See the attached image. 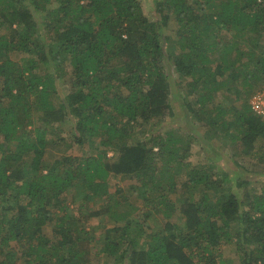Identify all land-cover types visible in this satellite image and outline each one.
<instances>
[{
    "label": "trees",
    "instance_id": "16d2710c",
    "mask_svg": "<svg viewBox=\"0 0 264 264\" xmlns=\"http://www.w3.org/2000/svg\"><path fill=\"white\" fill-rule=\"evenodd\" d=\"M150 3L147 16L141 0H0V264H223L231 245L233 262L264 264V119L247 99L264 86V0ZM178 98L184 141L165 119ZM200 138L252 168L234 160L230 175L212 149L204 168L183 163ZM128 197L163 225L127 216Z\"/></svg>",
    "mask_w": 264,
    "mask_h": 264
},
{
    "label": "rangeland",
    "instance_id": "374dc122",
    "mask_svg": "<svg viewBox=\"0 0 264 264\" xmlns=\"http://www.w3.org/2000/svg\"><path fill=\"white\" fill-rule=\"evenodd\" d=\"M141 6H142V11L145 15H151L152 14V7H151V3L150 0H141ZM248 50V49H244L243 51ZM21 56L18 54H15L13 56V59L16 61H20L22 62V60H20ZM243 61V63H247L246 61V56L243 55V57L241 58L240 62ZM249 64L251 63L250 61L248 62ZM248 64V65H249ZM65 83L66 85H62L61 88V92L62 94H66L67 92L70 91L69 88V78L65 79ZM260 89L258 91H254L253 93H251L249 95V97L247 99H250L254 94L256 93H260V95H264V86L263 84L260 83ZM179 89H181V87H179ZM223 95H227L225 88L222 89ZM184 93L181 91L180 96H183ZM231 95V93H230ZM233 97V95H231ZM229 97V96H228ZM220 97H218L217 94L214 95V99H218ZM221 99V98H220ZM248 105H249V101H248ZM171 106L173 109V117L169 118L167 116H165V119L167 118L168 120V124L166 125L167 127H169V129L171 131L174 132H178V129H180L182 131V136L184 137L183 141L185 140V135L187 133L190 132L191 126L189 124V121L184 119L183 115L184 112L182 110V102L181 99H172L171 101ZM250 107V106H249ZM185 131V133H184ZM201 131V130H200ZM192 134H194L195 136L201 137L199 131L196 132H192ZM154 135H157L154 134ZM201 139L199 141H194L191 140V144H190V149L189 152L186 154L185 160L183 163H187L192 167H201L204 168L207 164V160H208V154L209 151L211 150V153H215L216 154V164L217 167L220 169H225L227 170L230 175L232 174L231 171L236 169V166L233 164V161L236 160L242 167H244V169L246 170H250L253 166V162L254 160H252L249 156V154H245V151L240 148L237 153L236 156L233 155L234 151L231 150V148L229 146H225V142L224 140H219V139H214L211 142V145H204L201 143ZM204 142V140H203ZM205 143V142H204ZM94 153V150L91 149L89 147V145H85L83 146V148H81L80 150H77L76 147H72L71 150L69 151L70 154H75L78 156H86L89 153ZM214 154V155H215ZM57 155H54V157H56ZM107 157L110 158V161L112 162L114 160V158L112 157V154H107ZM212 162V161H211ZM213 163H215L213 161ZM218 168L213 169V171H217L219 170ZM175 173V181H176V192L180 193L181 192V184L186 180V174L184 172V170L180 169V168H176V170H174ZM245 176H247V179L252 180V185H254V180H256L258 177L256 175H253L251 173H247L244 174ZM264 180V179H263ZM262 182V181H260ZM108 184L111 188H114L115 186H123V180L121 179V177L116 176V177H110L108 180ZM264 183L262 182V185ZM129 198V197H128ZM172 198H174V196H172ZM128 204L129 206H126V212L128 213L127 216H141L140 217V224L143 225H149L150 228H155L156 227H161L165 221L164 217L161 214H151L150 217L149 216H145V215H141L140 213H143L144 210L142 209V203L139 200H134L133 197H130ZM70 209L73 211V213H75V209H76V204L74 203V205H70L69 206ZM90 226L87 228V230H89V235L92 239V241L90 242L91 247L93 245H95V248H92L91 253H96L99 252V250L102 247V242H103V226H98L97 222L95 220H92L91 223L89 224ZM112 225V224H110ZM44 233L46 235H50V227H46L44 228ZM134 235V232L131 234ZM141 240V239H140ZM15 256L18 254H14ZM19 256V255H18ZM17 256V257H18ZM100 257V261L96 262L94 264H119L117 263L118 261V254H116L115 256H111V257H107V256H99ZM237 254L235 252V247L233 245H231L230 247H222L221 249V259L224 261L223 264H237V262H233L234 260H236ZM20 262H22L20 260ZM23 264V262H22ZM124 264V263H121Z\"/></svg>",
    "mask_w": 264,
    "mask_h": 264
},
{
    "label": "built area",
    "instance_id": "2783aa9c",
    "mask_svg": "<svg viewBox=\"0 0 264 264\" xmlns=\"http://www.w3.org/2000/svg\"><path fill=\"white\" fill-rule=\"evenodd\" d=\"M249 106L255 115L264 119V95H260V93L254 94L249 99Z\"/></svg>",
    "mask_w": 264,
    "mask_h": 264
}]
</instances>
